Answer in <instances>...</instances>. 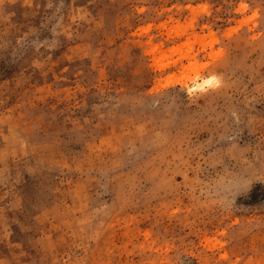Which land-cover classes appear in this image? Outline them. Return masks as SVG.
<instances>
[{"label":"rangeland","instance_id":"rangeland-1","mask_svg":"<svg viewBox=\"0 0 264 264\" xmlns=\"http://www.w3.org/2000/svg\"><path fill=\"white\" fill-rule=\"evenodd\" d=\"M0 264H264V0H0Z\"/></svg>","mask_w":264,"mask_h":264},{"label":"clouds","instance_id":"clouds-1","mask_svg":"<svg viewBox=\"0 0 264 264\" xmlns=\"http://www.w3.org/2000/svg\"><path fill=\"white\" fill-rule=\"evenodd\" d=\"M217 82H218V78L215 75H213L204 79L202 83H197L195 85V88L199 90H206L207 88L212 87Z\"/></svg>","mask_w":264,"mask_h":264}]
</instances>
